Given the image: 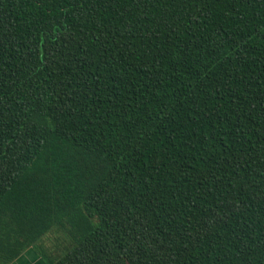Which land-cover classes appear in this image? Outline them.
<instances>
[{
	"label": "trees",
	"instance_id": "1",
	"mask_svg": "<svg viewBox=\"0 0 264 264\" xmlns=\"http://www.w3.org/2000/svg\"><path fill=\"white\" fill-rule=\"evenodd\" d=\"M29 249L264 264V0H0V264Z\"/></svg>",
	"mask_w": 264,
	"mask_h": 264
},
{
	"label": "crops",
	"instance_id": "2",
	"mask_svg": "<svg viewBox=\"0 0 264 264\" xmlns=\"http://www.w3.org/2000/svg\"><path fill=\"white\" fill-rule=\"evenodd\" d=\"M12 264H44V263L40 260L39 255L33 249H29Z\"/></svg>",
	"mask_w": 264,
	"mask_h": 264
},
{
	"label": "rangeland",
	"instance_id": "3",
	"mask_svg": "<svg viewBox=\"0 0 264 264\" xmlns=\"http://www.w3.org/2000/svg\"><path fill=\"white\" fill-rule=\"evenodd\" d=\"M43 245L48 249V251L50 250V251H52L53 250V246H51L52 244L50 243V241L49 240H44V242H43ZM49 251V252H50Z\"/></svg>",
	"mask_w": 264,
	"mask_h": 264
}]
</instances>
